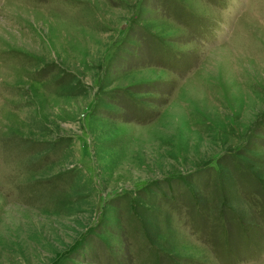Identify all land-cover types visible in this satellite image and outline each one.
<instances>
[{
  "label": "rangeland",
  "instance_id": "1",
  "mask_svg": "<svg viewBox=\"0 0 264 264\" xmlns=\"http://www.w3.org/2000/svg\"><path fill=\"white\" fill-rule=\"evenodd\" d=\"M234 3L0 0V264H264V0L228 42Z\"/></svg>",
  "mask_w": 264,
  "mask_h": 264
},
{
  "label": "clouds",
  "instance_id": "2",
  "mask_svg": "<svg viewBox=\"0 0 264 264\" xmlns=\"http://www.w3.org/2000/svg\"><path fill=\"white\" fill-rule=\"evenodd\" d=\"M248 2L249 0H236V3L231 6L233 8V12L223 13L219 21V32L216 33L218 37H222L228 42L233 40L234 34L237 30L239 18L243 15L244 11H247ZM237 13H239V15H237ZM233 16H235V19H233ZM260 23L264 24V19H261ZM236 40L239 42V37H236Z\"/></svg>",
  "mask_w": 264,
  "mask_h": 264
}]
</instances>
